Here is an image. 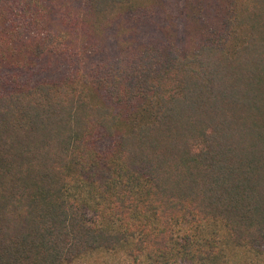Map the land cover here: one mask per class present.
<instances>
[{"label":"trees","instance_id":"1","mask_svg":"<svg viewBox=\"0 0 264 264\" xmlns=\"http://www.w3.org/2000/svg\"><path fill=\"white\" fill-rule=\"evenodd\" d=\"M228 244L264 258V0H0V264Z\"/></svg>","mask_w":264,"mask_h":264},{"label":"rangeland","instance_id":"2","mask_svg":"<svg viewBox=\"0 0 264 264\" xmlns=\"http://www.w3.org/2000/svg\"><path fill=\"white\" fill-rule=\"evenodd\" d=\"M167 16L166 14L165 17L167 18ZM223 258L220 259V264H264V258L241 252L234 249L230 244L225 246V255ZM130 261L124 251L118 250L92 253L71 264H125Z\"/></svg>","mask_w":264,"mask_h":264}]
</instances>
